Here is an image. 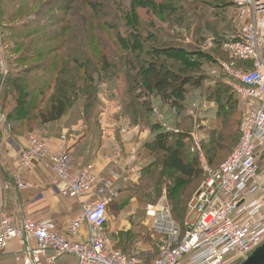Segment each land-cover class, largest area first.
Segmentation results:
<instances>
[{
	"label": "trees",
	"instance_id": "1",
	"mask_svg": "<svg viewBox=\"0 0 264 264\" xmlns=\"http://www.w3.org/2000/svg\"><path fill=\"white\" fill-rule=\"evenodd\" d=\"M84 2L96 13L99 24L108 30L106 33L96 29L93 33L95 45L101 53L97 61L92 57L80 61L69 55L67 43L72 30L65 16L66 5H62L61 12L56 15L52 11L47 19L48 25L43 28H37V23L34 26L23 23L9 29V36L20 45L26 44L27 47L32 39L36 40L30 46L31 54L18 56L13 66L10 61V66L52 55L48 64L40 62L17 73L10 70L4 77L0 99L12 125V133L21 137L33 134L64 119L70 113L69 109L79 108L80 102L83 103L81 119L89 128L95 116L89 117L96 112L95 78L100 82L124 81V87L117 89L124 103V116L132 128L143 127L149 131L150 138L140 145L138 154L146 164L137 181L124 186L123 204L128 205L134 198L140 203H155L165 190L173 219L183 232L187 223V204L203 177L198 158L190 152L192 141L188 133L192 129L166 132L153 116V110L159 109L166 123L171 118L179 123L178 127H186L187 122L181 114L188 102V92L191 88L194 92L200 91L199 98L205 93L200 86L201 80L206 78L200 74L202 62L216 64L212 59L214 55L227 57V63L234 62L222 46L228 36L236 33L234 20L233 25L229 24L225 11L234 6L235 0H132L129 9L117 15L103 1ZM111 2L120 4L118 0ZM205 9L212 13H205ZM140 10L146 11L150 22L141 17ZM20 14L18 19H21ZM121 23L124 24L123 33L116 30V25ZM162 24H167L173 33L168 34ZM206 31L214 35L215 43L209 50L212 54L201 50L202 35ZM186 38L189 41L184 45ZM110 39H114L121 52ZM13 51L18 52L17 49ZM66 61L74 65L77 72L81 70L82 76L72 71ZM235 64L237 68L246 69L243 63ZM38 72L44 74L42 82L31 85L28 75ZM216 82L207 98L217 105L214 116L220 119L221 129L210 132L207 141L201 143L208 166L214 170L238 142L241 124L240 98L220 79ZM141 236L136 229L113 235L112 249L128 255L134 252V245Z\"/></svg>",
	"mask_w": 264,
	"mask_h": 264
},
{
	"label": "built area",
	"instance_id": "2",
	"mask_svg": "<svg viewBox=\"0 0 264 264\" xmlns=\"http://www.w3.org/2000/svg\"><path fill=\"white\" fill-rule=\"evenodd\" d=\"M234 5L237 32L228 36L222 46L234 62L218 60L217 66L229 77L233 92L245 104L239 140L214 170L208 167L199 139L190 135L191 152L198 156L206 178L187 204L183 232L163 201L154 207L153 227L159 236V252L150 264H239L264 243V167L257 162V153L264 147V0H235ZM214 43L213 37L207 38L202 47L208 50ZM235 62L245 64L246 69L237 68ZM0 75L3 79L7 75L2 61ZM154 113L161 120L156 110ZM162 127L166 132L178 133L166 123ZM0 132H12L1 104ZM114 157L121 159L123 155L116 151ZM137 160L133 149L125 157L122 173L111 171L104 175L94 164L73 171L74 158L64 144L51 151L46 141L31 138L21 150L18 174L34 162L46 163L52 173L51 185L62 198H92L99 185L95 190L98 198L72 217L66 236L30 217L16 222L4 211L0 200V253L16 240L21 249L14 256L15 264H58L64 256L73 257L76 264H143L113 250L105 235L108 206L118 196L119 185L136 179ZM40 188V184L22 180L18 175L1 186L3 191L17 193ZM84 227L87 237L75 241L73 238Z\"/></svg>",
	"mask_w": 264,
	"mask_h": 264
},
{
	"label": "rangeland",
	"instance_id": "3",
	"mask_svg": "<svg viewBox=\"0 0 264 264\" xmlns=\"http://www.w3.org/2000/svg\"><path fill=\"white\" fill-rule=\"evenodd\" d=\"M84 1L85 0H0V61H2L4 69L7 71V74L10 70L13 71L14 73H17L18 71H20L22 69H27L28 67H35V64L40 63V62H44V63L46 62L48 64L52 59V55L43 56V57H39V58H34L33 60L28 61L24 64H16L14 67H12L13 62L17 59L18 56H21L22 54H31L29 51L31 48L30 46L33 43H36V40H35V38L32 39L30 45H28L27 47H26V44L20 45L18 42H16V40L13 37L9 36V34H8L10 31L9 29H13L12 28L13 26L14 27L19 26L23 23H26V24L31 25V26H34V24L37 23L38 24V26H36L37 28L38 27L43 28L45 25H48L47 19L49 17H51L50 13L52 11L54 13L53 15H56V13H58V12L60 13L62 10V7H61L62 5L67 6V11L65 12V16H67V23H69V28H70V30H72V32L70 33V41L67 43V48H68L67 50H68L69 55H71V57H76L80 61H84L88 57H92L93 59H95L97 61L101 53L95 45L93 33L96 29H101L102 31H104L106 33H108V30L105 26H101L99 24L98 19L96 18V13L94 14V11H91V9L86 6ZM99 1H103L104 3H107L110 7H112L115 15H117L118 12L129 9L130 2L132 0H118L120 2V4H117L115 2L114 3L111 2L114 0H99ZM156 1L160 2L161 0H156ZM234 6L231 5L230 7L225 9L226 18H227V20L230 21L229 24L231 23L232 25H233V20H234L233 14L235 11ZM54 7H56V9H54ZM87 8L90 10V13H88ZM16 10H18V12ZM19 12H21V14L19 15V18H21V19H18ZM145 13H146V11H144V10L139 11V14L141 15V17L143 19H146L147 22H150V20H148V16H146ZM205 13L210 14L212 12H211V10L205 9ZM88 16H89V18H88ZM191 19L193 21V17H191ZM191 19H190V21H191ZM91 20H93V22ZM107 20L112 21V19H110V18H107ZM94 23H95V25H94ZM234 23L236 26L235 20H234ZM162 25L164 28L168 29L167 24H162ZM123 27H124L123 23L116 25V30H120L123 33L124 32ZM236 28H237V26H236ZM229 31H232V27L229 29ZM233 32L234 31H232L230 33L232 34ZM236 32H237V29H236ZM167 33L171 35L173 33L172 29H168ZM50 35H48V37ZM202 36H203L204 41H205V39L211 38L214 35H213V33L206 31V32H204V34ZM110 40L113 41L116 49L121 52V50L117 47V44L114 42V39H110ZM188 41H189V38H186L184 40L183 44L186 45L188 43ZM14 49H17L18 52L15 53L13 51ZM201 50L204 52H208V53L212 54V52L209 51L210 49L207 50V49L202 48ZM66 53H67V51H66ZM212 59H214V61L217 64L218 60L223 61V62H227L226 60L228 58L227 57L222 58L220 56L214 55V56H212ZM10 61H11L12 66H10ZM66 64H68V66L72 69V71L75 70L74 72L77 75L82 76L81 70H78V72H77L76 69L74 68V65H72L68 61H66ZM216 64H214V63L206 64L203 62L201 64L200 74L202 73V75L206 76V78L204 77V80H201V84H200L202 90L205 91L204 96L199 98L200 97V91L194 92V91H192V88L188 92V96H189L188 102L185 104V107L182 111L181 117L185 118L187 125L189 127L187 125H185L186 127H183L184 125H180V127H178L177 124H179V123L175 119H171V118L166 123L163 120L164 114L161 111H159V109H157V110L154 109L157 111L158 115L162 117L160 120L155 115L154 110H153V116H155L157 118V120L160 122L161 125H162V123H166L168 126H170V127L172 126L173 130H178V132L180 129H183V130L186 129L187 130L191 127L192 130L189 131V133H188L189 138H190V135L193 134V136L196 139H199V141L201 143L203 141L204 142L207 141L208 134L210 132L219 131L221 129L220 119H218L217 117L214 116L217 105L207 98L209 96L208 92L213 87L212 85L217 83L216 81H218V79H220L221 82L224 85L228 86L231 90H232V87L230 86V83H229L230 82L229 77L227 75H225V73L222 70H220L218 67H216ZM213 72H215L216 74H212ZM133 75H135V74H133ZM118 77H119V75H118ZM28 78H30L29 83H31V85H35L37 81L42 82L41 79L44 78V74L39 73V72L37 74L31 73L28 75ZM2 84H3V82H2ZM2 84H1V87H2ZM95 84L97 87V103H96V106H94L96 112H94L95 115L93 114L92 117H89V119H91V118H93V116H95L94 122L89 126V128L93 127V126L100 127V128H106V126H108L107 125L108 123H111V124L113 123L112 132H113V137L115 140L119 136L120 133L127 134L128 135L127 137H129V134L131 131H133V129H139V131L141 130V131L149 132L143 127L142 128L141 127H139V128L133 127L132 128L124 116V106H123L124 103L121 99L120 94L118 93V90H117L119 87L120 88L124 87V81L113 80V81H109V82H100V80H98V78L96 77L95 78ZM31 85H28V86L31 87ZM241 102H243V101H241V99H240V102L238 105V113L240 116V121L242 120L244 112H245V108L243 106V103L241 104ZM80 103L78 105L79 108L74 107V108L69 109L70 113L67 116H69L71 114L70 115L71 117L73 116V117H76L78 120H81V123L83 124L82 126L85 125L86 127H88L86 125V123L84 122V120L81 119L82 114L80 112L81 111L80 108H82L83 103L82 102H80ZM0 104H1V99H0ZM1 106H2V104H1ZM4 114L6 115L5 112H4ZM73 117H72V119H74ZM172 118H175V116L172 115ZM179 119H180V117H179ZM101 130H104V129H101ZM132 138L133 139L135 138L134 142H136V143L140 142V140H141L140 135H138V133L135 136H132ZM190 140H191V138H190ZM236 144H237V142H236ZM236 144H235V146H236ZM115 145H116L115 149L118 151L120 144L116 143ZM235 146L233 147V149L235 148ZM122 148H124V147H122ZM128 149L129 148L124 149L123 153H126V151ZM233 149H232V151H233ZM190 152H191V148H190ZM192 154H194V153H192ZM194 155L198 158V156L196 154H194ZM226 158L227 157L225 156V158L222 161H220L219 164L222 163ZM205 159H206V157H205ZM206 161H207V159H206ZM198 163H199L201 173L203 175L202 180L199 183L201 185L203 183L202 181H204L206 178V174L203 171L201 163L199 162V158H198ZM145 164H146V161L144 160L142 162V165H145ZM259 166H261V165H259ZM209 168H211V167H209ZM199 186H198V188H199ZM198 188H196V190ZM162 192H163L162 196L158 200H156L155 203H151V204H145V203L141 204L140 203V204L143 206H147V205L151 206L152 205L153 207H155L158 205V203L160 201H163L170 208V210L172 212V209H171L170 205L168 204V201L166 198L165 190H163ZM193 192L195 193V190ZM172 215H173V213H172ZM147 217L152 222L150 216L146 215V218ZM146 223H147L146 225H140V224L139 225H131V228L129 230L136 229V231H139L142 234L140 241L142 239H144L143 234H146L148 239H145L144 241L149 242V245H147V247H145V246L141 247V249H143V250L140 251L138 249V248H140V246H138L137 245L138 243L136 242L134 245V252H132L128 255H127V253H124L127 257H134L143 264H145V262H148V261L155 258L156 252H157L156 250H157V246H158L157 244H159V236L154 230L153 222H152V225L151 224L149 225L148 221H146ZM132 226H133V228H132ZM151 236H153V238H151ZM144 248H146V250Z\"/></svg>",
	"mask_w": 264,
	"mask_h": 264
},
{
	"label": "crops",
	"instance_id": "4",
	"mask_svg": "<svg viewBox=\"0 0 264 264\" xmlns=\"http://www.w3.org/2000/svg\"><path fill=\"white\" fill-rule=\"evenodd\" d=\"M242 103L245 108L244 102ZM70 115L62 121L46 125L42 129L27 136L21 137L14 135L12 132L10 135L0 132V200L3 203L4 211L16 222H20L22 218L30 217L46 228L64 236L67 235V229L72 217L81 214L88 202L98 198L95 190L100 187L99 185L96 186V189L91 194V197L93 196L92 198L79 197L75 199H64L51 185L52 173L46 163L34 162L28 170L18 174L17 164L20 153L28 145L29 140L33 137L42 139L47 142L51 151H55L58 146L64 144L74 158L73 171H79L88 164H94L97 171L104 175H108L111 171L122 173L125 170L123 162L126 155L135 149L138 156V175L131 182L135 183L140 177V172L143 167L142 157L138 154L140 145L150 138L149 132L141 130L140 132L139 129H133L129 137H127V134L120 133L115 140L112 132L113 123H108L106 128L96 126L88 128L85 125L82 126L81 120L73 116L74 119H72ZM137 133L140 135L141 140L136 143L134 142L135 138L133 139L132 136H135ZM116 143L120 144L118 151L123 155L121 159L114 157L117 151L115 149ZM127 148L129 149L126 153H123L124 149ZM257 162L261 167H264V147L257 153ZM17 175L22 180H29L40 184L41 188L18 193L13 190L3 191L1 186ZM126 185H119L118 196L108 206V220L105 227V235L111 242V248L114 245L112 241L113 235L129 231L131 225H146V221L149 222V225H152L154 220L155 209L152 205L143 206L141 204L144 203L140 204L135 198L131 199L128 205L123 204L126 196L123 188ZM146 215L150 216L152 222L148 217L146 218ZM86 237L87 229L84 227L73 239L80 242ZM143 238L137 242V245L140 246L138 248L140 251L143 250L141 247H147L149 245V242L144 241L148 239L146 234H143ZM157 245L158 251L155 258L145 262V264L153 263L157 259L159 244ZM31 246H33V243H31ZM20 249L16 240L11 241L6 250L0 253V264H15L14 256L20 252ZM144 249L146 250V248ZM58 264H76V262L73 257L64 256L58 261Z\"/></svg>",
	"mask_w": 264,
	"mask_h": 264
},
{
	"label": "water",
	"instance_id": "5",
	"mask_svg": "<svg viewBox=\"0 0 264 264\" xmlns=\"http://www.w3.org/2000/svg\"><path fill=\"white\" fill-rule=\"evenodd\" d=\"M3 82V76L0 75V83ZM243 201L240 202V204ZM239 264H264V243L255 249L244 261Z\"/></svg>",
	"mask_w": 264,
	"mask_h": 264
}]
</instances>
